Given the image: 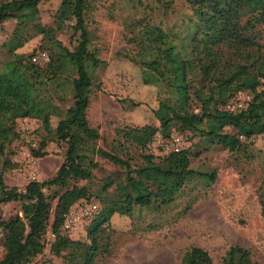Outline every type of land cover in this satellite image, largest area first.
I'll use <instances>...</instances> for the list:
<instances>
[{
	"label": "trees",
	"instance_id": "obj_1",
	"mask_svg": "<svg viewBox=\"0 0 264 264\" xmlns=\"http://www.w3.org/2000/svg\"><path fill=\"white\" fill-rule=\"evenodd\" d=\"M42 1H0V25L9 20L16 23L10 39L2 45L5 58L0 61V156L12 139L22 133L19 122L25 118L30 127L33 119L38 121L67 149L50 179L30 181L22 192L8 189L0 177V205L26 203L24 218L16 215L0 220V247L4 252L0 264H33L32 260L44 249L42 238L49 225L52 255L61 258L63 264H96L110 253L113 215L131 216L135 208L168 207L188 182L200 179L211 183L215 179L213 171L201 173L191 169V152L186 148L154 161L152 155L144 152L157 136L170 139L174 134L182 139L184 134H190L239 153L251 138L264 134V91L259 89L264 85V45L258 30L264 25V0H187L192 15L185 43L181 44L175 42L177 35L171 31L149 24L142 26L134 39L137 58L131 61L140 67L144 84L166 87L169 97L159 100L153 111L159 127L145 125L118 131L124 140L117 143L118 147L124 149L128 144L141 152L143 163L135 168L130 165V157L123 159L92 145L99 133L86 118L92 85L88 64L97 66L99 61L88 49L86 0H63L54 17L55 28L44 26L38 31L35 24ZM71 21L78 41L73 51L55 39V33ZM38 33L49 46L46 64L32 62L38 51L28 57L16 53ZM67 66L72 67L75 75L70 80L73 104L52 130L51 117L58 110L41 95L43 73L55 78ZM241 93L250 96L247 106L237 112L225 111V106ZM131 105L136 106L132 101ZM46 143L42 141L36 150H31V156L43 157ZM90 147L92 154L123 169L124 179L106 178L95 193L87 186H78L92 176L94 164L84 153ZM51 187L63 191L57 196L45 194L44 190ZM91 197L98 199L99 206L97 215L87 225V241H72L64 233V217L77 202ZM180 264L213 261L205 250L191 247ZM222 264L259 263L249 250L233 245L225 252Z\"/></svg>",
	"mask_w": 264,
	"mask_h": 264
},
{
	"label": "rangeland",
	"instance_id": "obj_2",
	"mask_svg": "<svg viewBox=\"0 0 264 264\" xmlns=\"http://www.w3.org/2000/svg\"><path fill=\"white\" fill-rule=\"evenodd\" d=\"M62 1L43 0L38 5L39 21L35 24L38 31L44 26L55 28L54 17ZM191 15L187 0H86L88 49L99 61L97 66L88 64L92 85L86 118L89 126L99 133V139L92 144L95 149L115 153L123 159L130 157L133 168L143 163L140 151L128 144L124 149L117 146L118 142H124L118 131L145 125L159 127L153 111L159 100L169 94L164 86L144 84L140 67L131 61L137 58L134 39L138 38L142 26L149 24L177 35V44L185 43ZM15 24L14 20H9L0 25V61L5 58L2 45L10 39ZM71 25L73 21L66 22L62 30L55 33L56 41L69 51H73L78 43ZM258 30L264 45V25ZM42 39V34L38 33L16 53L26 57L37 51L49 54L47 41ZM56 75L51 78V74L44 72L40 87L41 95L58 110L51 117L52 130L73 104L70 80L75 77L71 66L64 67ZM259 89L264 91V85ZM239 95L250 97L246 93ZM121 100L130 103L122 104ZM131 101L136 106H132ZM32 123V129L28 133H19L0 156L3 184L17 192H22L30 181L50 179L63 162L67 149L65 143L54 140L52 134L41 128L38 121L33 119ZM18 126L17 123L15 130ZM184 135L181 148L191 152V169L201 173L215 172L213 182L205 183L200 179L188 182L168 207L135 208L131 216L113 215L110 253L96 264H180L183 254L191 247L205 250L213 264H222L225 252L233 245L249 250L254 261L264 264V134L251 138L239 153L205 143L190 134ZM173 136L176 135L171 138ZM171 138L157 136L144 153L158 161L169 152ZM42 141L47 142L43 150L45 155L32 157L31 150H36ZM90 149L84 153L94 164L92 176L87 182H79L78 186H87L95 193L106 178L124 179L123 169L92 154ZM62 191L59 187L44 190L51 196ZM85 201L99 206L98 199L91 197L77 202L69 213L78 212L80 203ZM55 203L56 200L52 203L49 224L53 220ZM25 204L19 201L1 204L0 220L16 215L24 218ZM89 222L82 220L64 233L72 241L86 242ZM42 242L44 249L32 263L63 264L61 258L50 252L53 242L50 225ZM3 254L0 247V259Z\"/></svg>",
	"mask_w": 264,
	"mask_h": 264
},
{
	"label": "built area",
	"instance_id": "obj_3",
	"mask_svg": "<svg viewBox=\"0 0 264 264\" xmlns=\"http://www.w3.org/2000/svg\"><path fill=\"white\" fill-rule=\"evenodd\" d=\"M32 62L38 64H46L49 62V54L46 51H39L32 58ZM248 102H249V97L244 98V97H240V95H237L231 102H229L225 106L224 110L228 112H237L244 109L247 106ZM19 125L23 133L26 132L28 133L29 130L32 129L29 126V120L26 118L21 119ZM168 147H169V152L180 151L182 149L181 138L177 136H173L169 142ZM97 213H98V205L96 203L90 201L81 202L78 212H71V213L68 212L65 215L63 229L64 230L72 229L82 220L91 221L92 219L95 218ZM0 236H1V232H0Z\"/></svg>",
	"mask_w": 264,
	"mask_h": 264
}]
</instances>
